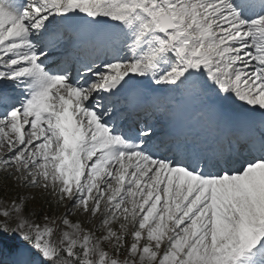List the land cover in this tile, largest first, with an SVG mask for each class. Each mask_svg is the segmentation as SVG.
Instances as JSON below:
<instances>
[{"label": "snow or ice", "instance_id": "snow-or-ice-1", "mask_svg": "<svg viewBox=\"0 0 264 264\" xmlns=\"http://www.w3.org/2000/svg\"><path fill=\"white\" fill-rule=\"evenodd\" d=\"M0 264H264V0H0Z\"/></svg>", "mask_w": 264, "mask_h": 264}, {"label": "bare ground", "instance_id": "bare-ground-1", "mask_svg": "<svg viewBox=\"0 0 264 264\" xmlns=\"http://www.w3.org/2000/svg\"><path fill=\"white\" fill-rule=\"evenodd\" d=\"M136 118H144V114L142 112H140L138 115H137V112L134 110L133 111V119H136Z\"/></svg>", "mask_w": 264, "mask_h": 264}]
</instances>
